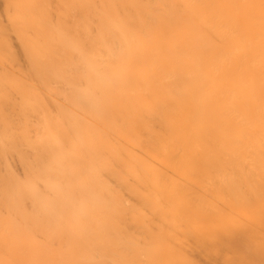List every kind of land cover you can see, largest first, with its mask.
<instances>
[{"label":"bare ground","instance_id":"bare-ground-1","mask_svg":"<svg viewBox=\"0 0 264 264\" xmlns=\"http://www.w3.org/2000/svg\"><path fill=\"white\" fill-rule=\"evenodd\" d=\"M0 264H264V0H0Z\"/></svg>","mask_w":264,"mask_h":264},{"label":"rangeland","instance_id":"rangeland-1","mask_svg":"<svg viewBox=\"0 0 264 264\" xmlns=\"http://www.w3.org/2000/svg\"><path fill=\"white\" fill-rule=\"evenodd\" d=\"M86 12V11H85ZM91 13V12H90ZM86 15L88 14V12L87 13H85ZM80 20V19H79Z\"/></svg>","mask_w":264,"mask_h":264}]
</instances>
